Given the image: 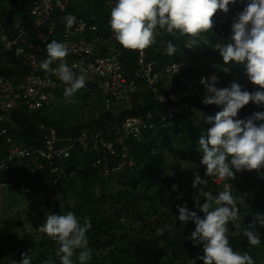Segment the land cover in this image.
<instances>
[{
    "label": "trees",
    "instance_id": "obj_1",
    "mask_svg": "<svg viewBox=\"0 0 264 264\" xmlns=\"http://www.w3.org/2000/svg\"><path fill=\"white\" fill-rule=\"evenodd\" d=\"M30 1L0 0V25L8 30L18 19L19 24H26ZM248 3L250 0L230 3L226 13L227 28L214 21L216 27L231 32L237 14ZM85 6L92 7L96 13L94 24L99 29L112 31L100 13L102 5L97 0H75L66 14L56 18L54 35H60L65 29V16L75 13L79 15L81 11L88 15V9H82ZM221 11L218 10V13ZM10 34L6 31V36ZM206 37L214 43L219 41L213 31L208 32ZM145 50L149 59H157L160 63H169L172 59L167 53L158 51V47ZM124 53L126 65L134 68L138 50L125 49ZM174 58L180 59L179 53ZM10 60L16 63V67L8 69L0 64V74L20 81L27 67L23 66L21 57ZM189 68L198 78L206 74L214 75L217 83L229 85L235 82L242 87L244 82L242 78L232 80L234 73H242L243 76L238 64L225 65L222 56L212 49L192 56ZM190 79L191 76L184 72L174 80L173 93H184ZM81 99L85 103L89 101L86 95L81 96ZM138 100L135 99L130 108L117 106L114 111L100 109L98 115L88 118L82 116L68 122L61 118L60 112L32 110L28 101V104H21L19 110L13 113L10 122L0 123V131L6 130V133L0 132L1 159L7 157L11 148H39L53 128L58 135L66 137H75L82 131L101 132L108 136L107 128L112 123L121 124L129 116L145 115L148 112L156 114L169 105L181 110L176 114L179 117L178 124L168 129L150 131L143 141L133 142L130 150L132 165L123 164L124 160L119 155H113L110 165H123L108 177L102 176V166L95 165L97 156L90 149L73 152L72 157L60 165L57 172H52L48 167L39 169L34 168L33 164L19 166L16 163L10 170L0 172V186L4 184L12 190V201H9L8 209L18 207L13 211L6 208L0 210V264H18L22 254L32 256V264H44L46 260L60 264L56 256V242L38 229L47 215L67 214L69 211L80 218L81 222L84 218L91 221L92 227L87 233L92 252L89 264H204L199 259L204 254L203 245L194 246L191 239H186L195 230V223L189 221L183 224L178 220V205L187 204L190 210L197 211L201 217L204 215L195 204L199 194L198 189L192 186L195 174L207 181V185L201 187L213 195L225 190L227 184L234 198L246 194L248 200L244 201V207L248 201L249 207L244 214L240 213L238 223L241 227L236 229L229 222L227 235L234 251L241 254L247 252L255 264H264V227L257 224L261 237L258 246L250 245L243 235L244 229L252 223L254 217L264 214V168L259 172H236L235 178H225L217 184L218 178L205 176L206 167L201 163L202 153L198 141L211 127L206 117L214 116L220 110L203 104L202 100L193 95L179 102L161 105L150 93L144 92L139 94ZM256 112H264V105L249 102L239 110L236 118L245 119ZM21 186H25L28 191H23ZM15 193L22 194V202L14 199ZM239 209L241 211L242 208ZM160 229L163 234H158Z\"/></svg>",
    "mask_w": 264,
    "mask_h": 264
},
{
    "label": "clouds",
    "instance_id": "obj_2",
    "mask_svg": "<svg viewBox=\"0 0 264 264\" xmlns=\"http://www.w3.org/2000/svg\"><path fill=\"white\" fill-rule=\"evenodd\" d=\"M97 1L102 5L100 13L106 18L107 24H110L112 31L99 29L96 25L98 29L93 36H98L101 41H107L115 36L113 46L119 45L121 47L122 59L126 68L134 75L138 71L142 72L143 69L151 67L150 77L156 76V81L153 82L154 88H148V78L146 80L136 77L138 91L133 94L132 99L116 102L107 109L100 94L94 90L91 84L86 83L83 75L78 76L74 73L66 62L65 58L69 50L62 43V33L65 29H71L76 23V17L69 14L63 18L66 27L62 33L58 36L54 35L55 27L52 37L49 36L44 42L47 48L42 47V49L46 52L47 57L40 63L42 70L53 72L67 87L64 92H52L50 103L44 104L39 110L48 109L63 113L62 109L55 110L54 104L60 100L67 101L70 97L78 98L79 95L82 108L88 109L87 111L91 113L89 117H91L94 114L98 115L101 112L100 109L114 111L117 106L130 108L135 99L139 102V94L144 92L150 93L161 105L179 102L188 95H193L202 100L203 104L211 105L220 110L214 116L206 117V121L211 127L198 141L199 151L202 153L201 163L206 167L205 176L218 178L216 183L220 184L225 178H235L236 172L243 170L259 172L260 169L264 168V112H256L245 119L236 118L239 110L248 105L249 102H254L258 106L264 105V91H261L264 89V0H250L244 10L237 14L231 32L228 29L216 27V24L226 25L225 22L228 19L226 13L229 11V4L235 3V0H117L111 9L110 19V13L106 9V0ZM33 2L34 0H31L28 3V12ZM83 8L88 9V15H84V11L81 10L79 15L76 13L74 15L89 18L90 24L95 25L97 15L92 7L85 6ZM218 10L222 11L218 13ZM222 15L225 16L222 17ZM92 17L93 20H91ZM25 22L26 24H19L18 19L8 30L0 25L5 31L1 37L12 38V34L19 28L25 27L29 19ZM6 31L11 34L6 36ZM210 31H213L219 40H217L218 42H211L206 37ZM185 36L189 38H185ZM50 39L54 40L49 43ZM100 45L97 43L94 47L108 52L106 45ZM155 47H158V51L170 55L172 59L169 63L164 64L157 59L148 58L145 49ZM125 49L138 50L134 68H129L126 65ZM211 49L222 56L225 65L238 64L243 76L242 73H234L232 80L242 78L244 80L242 87L235 82H231L229 85L217 83L215 76L211 74L202 75L198 78L197 75L190 72L189 60L191 57ZM22 51L23 49H17V55ZM26 51L30 52L28 48ZM177 53L180 55L178 60L174 58ZM17 57H21L23 66L27 67L25 75L20 80L23 81L31 68L22 56ZM43 57L45 58L44 55ZM141 58L143 63H140ZM56 61H59V65L52 69L50 66ZM12 63L14 69L16 63L13 61ZM184 72L191 76L185 86L186 91L173 93L172 90H175L172 88L174 80ZM154 89H157L156 92ZM83 95L88 96L87 105L81 99ZM94 99L100 104L93 103ZM180 111L177 106L169 105L164 111L159 110L156 114L148 112L145 115L129 116L121 124L112 123L107 128L108 136L100 133L106 140L112 142L120 136H126L125 129L122 128L123 124L137 119L144 124L153 125V128H146L143 131L144 138L141 140L143 141L150 131L164 130L178 124L179 117L176 114H179ZM52 130L60 139L59 146L70 148L69 156L59 161L60 165H64L72 157L73 152H82L88 149L96 153L95 165L102 166L103 177L113 175L125 163L133 164L130 158V150L133 142H137L133 138L123 140L121 145H116L114 153L101 154L94 150L91 144L84 147L77 140L82 133H91L92 131H82L75 137H66L62 134L58 135L54 128L50 132ZM125 152L127 155L123 156ZM116 154L124 162L112 167L110 162L113 155ZM3 160L4 156L0 159V164ZM10 167L0 169V172H6L10 170ZM204 185H207V181L202 179L199 174H195L192 186L197 188L199 192L195 198V204L199 212L204 214L203 217L198 215L197 211L190 210L187 204L177 206L179 222L187 224L189 221H193L195 223V230L186 239H191L194 246L203 245L204 254L199 259L203 260L204 264H255L252 256L247 252L241 254L233 250L227 235L229 222L233 223L236 229H240L241 225L238 223L240 213L243 212L244 214L245 210L248 209L249 201L245 208L243 199H241L243 203H239V207H237L236 200L227 186L229 184L225 185V190L216 195L205 191L201 187ZM1 186L8 187L4 184ZM173 188L175 190L176 186L174 185ZM21 189L25 192L28 191L25 186H21ZM245 196L244 194L238 197L244 198ZM201 198H203V203H201ZM239 208H242L241 211ZM175 219L177 220L176 217ZM257 224L264 227V214L256 215L252 223L243 231V235L252 246H258L261 243ZM91 227L89 218H84L81 222L80 218L69 211L67 214L47 215L38 230L56 242V256L59 258L60 264H89L92 259V252L89 248L87 233ZM158 234H163V230H158ZM32 260V256L22 254V259L18 264H32ZM44 264H53V262L46 260Z\"/></svg>",
    "mask_w": 264,
    "mask_h": 264
},
{
    "label": "built area",
    "instance_id": "obj_3",
    "mask_svg": "<svg viewBox=\"0 0 264 264\" xmlns=\"http://www.w3.org/2000/svg\"><path fill=\"white\" fill-rule=\"evenodd\" d=\"M116 2L117 0L105 2L106 9L110 13L109 19L111 9ZM74 3L75 0H34L27 14L28 24L15 31L12 38L1 37L5 31L3 27H0V64L13 69L10 59L22 56L31 68L26 78L20 82L0 74V111L2 112L0 123L10 122L13 113L20 108L21 104L30 102L28 105L32 110H39L44 104L50 103L52 92L65 91L67 86L53 72L42 70L39 61L47 57L42 47L47 48L44 42L53 35L57 15L64 14ZM71 15L76 17V23L71 29H65L62 33V43L69 50L65 58L66 62L74 73L78 76L83 75L86 83L91 84L100 94L107 109L116 102L132 99L133 94L138 91L136 77L146 80L148 78V88H154L153 82L156 81V76L150 77L151 67L132 75L123 63L121 47L113 46L115 36L107 41H101L98 36H93L98 28L90 24L89 18ZM97 43H100V46L106 45L108 52L94 47ZM27 48L30 52L26 51ZM17 49H23V51L17 55ZM140 63H143L142 58ZM58 65L59 61H56L50 67L55 69ZM42 72H45L44 75H41ZM156 90L154 89V92ZM122 128L125 129L127 137L118 136L119 138L112 142L106 140L100 132H84L77 140L84 147L91 144L92 148L101 154L114 153L115 146L121 145L123 140L133 138L137 142L141 141L144 138L143 131L146 128H153V125L144 124L136 119V121H127ZM0 132L3 134L6 130L3 129ZM59 145L60 139L52 130L39 148H11L0 164V169H7L15 163L22 165L27 162L28 166L33 164V167L39 169L48 167L52 172H57L60 168L59 161L68 157L70 151L69 147ZM126 155L125 152L123 156Z\"/></svg>",
    "mask_w": 264,
    "mask_h": 264
},
{
    "label": "rangeland",
    "instance_id": "obj_4",
    "mask_svg": "<svg viewBox=\"0 0 264 264\" xmlns=\"http://www.w3.org/2000/svg\"><path fill=\"white\" fill-rule=\"evenodd\" d=\"M84 94H87V93H84ZM93 103L100 104L97 102L96 99L93 100ZM83 108L81 105V101L79 99V95H78V98L77 97H72V98L70 97L67 99V101L66 100H60L54 104L55 110L59 111L62 109L64 111L63 113H61V118H63V120H65L67 122L72 121V120H74V119H76L82 115H84L83 117L88 118L91 113L89 111H87L88 109H83ZM217 184H219V183L217 182ZM11 193H12V190H10L9 188H6L4 186H0V210L3 208L8 209V206L10 205L9 201L10 200L12 201V199L10 198ZM244 198H239V197L235 198L236 203H237V207H239V203H243L244 201L246 202V200H248L247 196H245ZM14 199H16L19 202H22L23 196L20 193H15ZM241 199H243V202H241ZM17 208L18 207L11 208L10 210L9 209L8 210L13 211V210H16Z\"/></svg>",
    "mask_w": 264,
    "mask_h": 264
}]
</instances>
